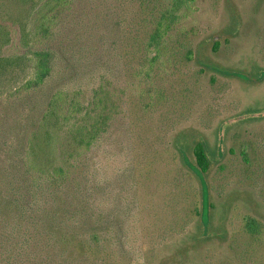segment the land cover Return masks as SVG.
<instances>
[{
    "label": "rangeland",
    "instance_id": "rangeland-1",
    "mask_svg": "<svg viewBox=\"0 0 264 264\" xmlns=\"http://www.w3.org/2000/svg\"><path fill=\"white\" fill-rule=\"evenodd\" d=\"M31 1L0 0V23L11 37L0 55H22L21 27ZM83 5L82 28L95 26L103 35L99 65L82 62L75 73L56 72L43 89L31 92L30 103L37 118L48 94L59 87L80 88L86 100L99 72L117 92L119 114L87 164L88 177L97 182L91 208L113 217L109 230L100 232V261L93 256L92 262L264 264V0H195L181 11L169 42L174 54L155 65L152 81L136 74L137 60L125 52L116 25L124 17L119 25L127 31L139 26L136 0ZM17 61L0 75L2 154L5 143L17 145L28 111L22 99L28 92L7 99L31 73L30 62ZM198 141L211 159L204 174L194 155ZM251 217L259 222V236L245 230ZM154 233L164 238L153 253ZM247 247L253 252L241 256ZM65 253L75 257L69 248Z\"/></svg>",
    "mask_w": 264,
    "mask_h": 264
},
{
    "label": "trees",
    "instance_id": "trees-1",
    "mask_svg": "<svg viewBox=\"0 0 264 264\" xmlns=\"http://www.w3.org/2000/svg\"><path fill=\"white\" fill-rule=\"evenodd\" d=\"M33 1L28 20L21 27L22 55H0V75L17 60L31 64V73L7 97L20 98L21 92H28L22 98L28 111L19 123L20 139H16L17 145L5 143L3 154L0 152V264H94L93 256L100 261V232L109 230L113 217L91 208L90 191L97 182L88 177L87 164L95 144L109 132L119 114L117 92L105 73L99 72L98 82L86 100L80 88L59 87L48 94L45 106L34 118L37 107L30 103L31 92L43 89L56 72L75 73L82 62L99 65L97 51L104 39L95 26L82 28L84 0ZM194 1L136 0L141 13L148 12L138 18L139 12L134 18L139 22L134 31L119 25L124 17L116 20L125 52L137 60V75L152 81L157 75L155 65L170 60L174 54L169 50L171 33L181 11L189 9ZM112 8H107L106 15H112ZM10 39L8 28L0 23V46ZM218 47L216 42L214 50ZM194 155L197 167L207 173L211 159L202 141L194 145ZM245 224L246 232L260 235L256 218H248ZM163 238V233L152 234L151 252L159 249ZM68 248L75 257H65ZM253 250L247 247L241 256Z\"/></svg>",
    "mask_w": 264,
    "mask_h": 264
}]
</instances>
